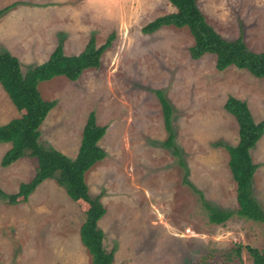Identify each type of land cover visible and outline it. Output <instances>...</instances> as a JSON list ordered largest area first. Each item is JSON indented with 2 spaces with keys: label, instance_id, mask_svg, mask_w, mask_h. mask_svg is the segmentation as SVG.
Wrapping results in <instances>:
<instances>
[{
  "label": "rangeland",
  "instance_id": "1",
  "mask_svg": "<svg viewBox=\"0 0 264 264\" xmlns=\"http://www.w3.org/2000/svg\"><path fill=\"white\" fill-rule=\"evenodd\" d=\"M207 21L228 39L243 36L264 51V0H197ZM15 3V4H14ZM0 52L11 51L22 69L48 59L59 42L65 53L81 52L94 35L98 45L114 34L101 65L72 80L59 75L39 83L54 101L36 136L39 150L52 146L74 158L91 110L107 125L99 144L106 157L85 173L92 194H103L99 220L113 264H255L246 245L264 250V222L238 213L237 183L224 144L239 131L224 104L229 95L247 101L256 121L264 120V77L234 65L216 68V55L193 59L187 27L142 28L175 10L168 0H0ZM173 106L174 148L156 91ZM22 116L0 83V125ZM11 147L0 141V187L13 193L36 174L37 159L9 166ZM258 168L253 194L264 209V134L252 148ZM182 159V160H181ZM206 200L231 214L214 221ZM86 203L72 199L55 179L44 180L27 200L0 201V264H92L80 228ZM242 243L240 255L232 251Z\"/></svg>",
  "mask_w": 264,
  "mask_h": 264
},
{
  "label": "trees",
  "instance_id": "2",
  "mask_svg": "<svg viewBox=\"0 0 264 264\" xmlns=\"http://www.w3.org/2000/svg\"><path fill=\"white\" fill-rule=\"evenodd\" d=\"M168 1L175 10L148 22L142 28L143 32L153 33L168 25L187 27L194 38V43L189 47L193 59L211 53L216 55V68L220 71L234 65L247 70L255 77H264V51L251 49L241 35L235 39L224 37L207 21L197 0ZM9 7L0 10V14ZM113 37L114 34H111L104 43L98 45L96 37L92 35L85 48L77 54L65 53L63 43L59 42L47 60L26 70L22 69L18 56L10 51L0 52V83L14 105L22 112V116L0 125V141L11 143V147L2 158V166H9L23 157L37 159L34 177L22 182L19 189L13 193L6 192L0 187V201L16 204L27 200L44 180L55 179L72 199L86 203L80 237L91 255L92 264L114 263V251L106 249L105 233L98 223L107 212L102 200L103 194H92L85 179L86 171L107 155L99 144L106 134L107 125H100L97 122L96 111L91 110L83 126L80 145L74 158L52 146L45 147L46 150L43 151L39 150L36 136L46 114L54 106V101L44 99L38 85L59 75L76 80L85 69L99 67L101 57L111 46ZM156 93L162 105L164 125L168 131L165 144L173 147L179 156V150L174 142L176 135L173 128L172 103L163 90L158 89ZM224 108L238 123V142L235 145H223L228 150L229 167L237 183L238 213L264 222V209L253 194V177L258 164L254 162L251 154L252 148L264 134V120L256 121L247 101L234 95L228 96ZM181 165L185 170L184 182L200 194L211 218L214 221L227 218L231 212L210 204L203 192L187 179L186 164L182 162ZM243 247L245 245L242 243H236L232 251L240 255ZM246 248L255 264H264V250L252 245H246ZM201 264L212 263L205 257Z\"/></svg>",
  "mask_w": 264,
  "mask_h": 264
},
{
  "label": "crops",
  "instance_id": "3",
  "mask_svg": "<svg viewBox=\"0 0 264 264\" xmlns=\"http://www.w3.org/2000/svg\"><path fill=\"white\" fill-rule=\"evenodd\" d=\"M11 52V51H10ZM11 53H13L14 54V52H11ZM17 56V55H16Z\"/></svg>",
  "mask_w": 264,
  "mask_h": 264
}]
</instances>
